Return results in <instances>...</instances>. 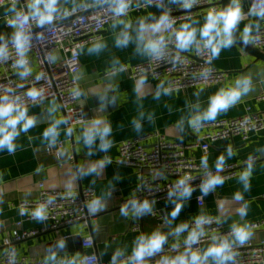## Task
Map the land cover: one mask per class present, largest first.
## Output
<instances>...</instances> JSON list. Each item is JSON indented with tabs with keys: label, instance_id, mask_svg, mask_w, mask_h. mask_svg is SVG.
I'll list each match as a JSON object with an SVG mask.
<instances>
[{
	"label": "crops",
	"instance_id": "obj_1",
	"mask_svg": "<svg viewBox=\"0 0 264 264\" xmlns=\"http://www.w3.org/2000/svg\"><path fill=\"white\" fill-rule=\"evenodd\" d=\"M115 1L52 0L41 4L39 0H20L3 5L0 7V45L9 40L12 34L10 29L3 26L6 16H16L21 11L29 16L48 14L45 5L54 3V11L50 15L65 20L68 11L82 5L95 7ZM176 1L164 0V3L170 7ZM212 1V5L217 4L221 9L220 0ZM230 1V5L238 4L241 12L247 7L246 0ZM207 16L206 9H199L192 17L178 24V34L193 33L188 43L182 46L185 54L192 55L199 44L207 39L201 36ZM162 20L161 7L149 6L139 13H129L110 22L96 40L81 48L80 68L76 74L80 90L77 102L81 100L83 103L82 107L78 106L83 117L81 124L68 126L56 100H46L11 114L15 116L24 111L25 119L31 118L33 123L26 130H21L24 120L16 124L17 135L12 139V151L7 146H0V246L3 238L14 230L19 220L17 204L37 199L39 184L48 190L90 188L94 190L98 203L89 213L87 226L75 224L57 232H40L16 244V253L26 258L52 259L85 255L88 250L83 249L81 244H70L63 252H59L54 244L58 240L80 236L82 239L91 237L98 258L108 262L113 257L132 254L137 238L141 236L147 239L158 232L165 237L161 245L177 244L186 238L188 224L204 217L218 219L226 230L243 227L247 232L246 239L262 243L259 233L264 231V226L258 231L247 230L251 224L264 221L262 132L250 135L246 141L233 137L217 142L206 156H202L198 150H192L189 155L201 162L206 158L203 163L209 169H216L219 158L223 157L219 168L236 164L235 173L217 183L204 196L201 207L195 201L196 191L186 196L175 195L156 205L149 204L148 209H142L140 231L132 232L129 229L130 220L136 215H125L121 211L120 202L130 196L137 178L132 169L116 163L121 142L147 137L144 144L149 148L154 143V135H160L168 141L189 144L197 138L192 132L194 125L237 118L245 113L247 107L251 113L259 115L264 105V102L257 100L264 94V60L244 52L232 38L226 48L220 47L217 55L211 52L213 66L224 74L221 82L166 91L162 80H154L147 75L131 77L123 68L141 64L149 58L152 50L150 40L162 33ZM261 25L262 19L252 15L240 18L234 27L241 40L250 46V34ZM245 28L248 29L247 37ZM55 58L59 60L61 53L56 52ZM233 87L246 90L242 91L235 103L219 110L214 119H203L210 98L221 90ZM92 98L96 99V105L89 107L86 101ZM58 142H62L64 148L60 161L53 154ZM47 148L52 151L48 152ZM69 156L73 157L71 163L67 162ZM251 158L256 160L244 163ZM177 204L180 209L173 216ZM155 210L163 213L164 226H156L150 216ZM41 228L39 220L24 221L20 227L23 231H39ZM220 243L204 244L199 254V264H219L220 259L204 253ZM143 264L154 262L143 261Z\"/></svg>",
	"mask_w": 264,
	"mask_h": 264
},
{
	"label": "built area",
	"instance_id": "obj_2",
	"mask_svg": "<svg viewBox=\"0 0 264 264\" xmlns=\"http://www.w3.org/2000/svg\"><path fill=\"white\" fill-rule=\"evenodd\" d=\"M20 0H0V7L13 4ZM52 0H39L41 4ZM212 2V3H211ZM247 7L241 12V18L252 15L262 19V25L249 36V45L256 51L264 53V0H246ZM212 0H177L172 6L165 5L164 0H121L113 4L97 6L82 5L66 13L67 19L57 16L42 19L47 13L34 16L21 11L16 16H6L3 26L10 29L11 38L0 45V105L11 103L10 115L31 105L40 104L46 100L59 102L68 126L81 124L83 117L76 107L80 90L76 74L80 68L81 48L98 38L99 34L112 21L129 13H139L147 7L159 5L163 14V31L151 38L150 45L156 47L150 52L149 58L141 63L123 68L131 77L143 75L154 80H162L166 91L209 85L223 81L224 74L215 69L212 64L211 47L203 40L192 55L185 54L179 43L178 24L192 17L199 9H206L215 14L221 11ZM123 5V7H121ZM60 52L61 58H55ZM34 91L35 95L29 93ZM264 102V94L257 98ZM4 117H0V127H3ZM197 135L194 142L185 144L172 142L160 135H154V143L145 147L147 137L134 138L120 143L116 163L132 169L137 181L132 187L130 196L120 202L125 215L134 213L129 229L139 232L141 229L142 209L137 206L147 201L156 205L163 199L183 194L185 188L196 191L195 201L198 207L203 205V198L217 184L204 185L213 177L221 181L232 176L236 164L221 168L209 169L201 160L189 155L192 150H198L206 156L217 142L238 137L246 141L250 135L264 133V105L261 114H253L250 108L245 109L242 116L233 119L219 120L208 124H197L192 128ZM48 152L51 148L46 149ZM64 150L63 143L55 145L53 154L60 161ZM72 156L67 158L71 163ZM251 158L244 163L255 161ZM182 181V183H181ZM135 202V203H133ZM98 203L93 189H77L73 191L48 190L42 184L38 186V197L32 201L19 202L16 206L19 220L14 230L6 235L0 246V264H118L132 262V254L113 257L108 262H102L94 250L91 237L82 239L81 246L88 253L80 257H55L52 259H32L19 256L15 245L40 232L59 231L60 229L82 224L87 226L90 211ZM43 206L42 218L34 215L35 210ZM150 216L156 226L165 225V217L158 210ZM39 220L42 228L32 231L20 229L22 222ZM264 226V221L255 222L248 231H258ZM235 229L226 230L218 219L204 217L192 220L187 227L186 238L177 244L161 245L142 260L154 264H169L181 252L195 253L199 256L201 247L207 243L227 242L228 258L220 260L219 264H264V245L249 239L242 243L235 238ZM195 234V239L189 236ZM198 263L200 261L198 260Z\"/></svg>",
	"mask_w": 264,
	"mask_h": 264
},
{
	"label": "clouds",
	"instance_id": "obj_3",
	"mask_svg": "<svg viewBox=\"0 0 264 264\" xmlns=\"http://www.w3.org/2000/svg\"><path fill=\"white\" fill-rule=\"evenodd\" d=\"M35 7V5H33ZM45 7L48 9V14H46L42 19H50V12L54 11V3H49L45 5ZM123 7V5L121 6ZM261 11L264 12V8H261ZM241 18V10L238 4L233 3L230 5L227 9L221 10L219 12H216L215 14L209 13L207 16V23L204 25V27L201 30V36L206 37V44L211 47V52L215 56L219 53L220 47H227L231 43V35L230 30L238 23V21ZM219 25V26H217ZM184 28H187V25L183 26ZM248 29H244L245 37H247ZM192 32H180L178 34L179 43L181 45H186L190 38L192 37ZM153 49H155L156 45H151ZM240 82L238 81L237 84ZM246 84V81L244 82ZM246 88H240V87H233L229 88L227 90H221L219 93L214 95L210 98V104L207 110L203 113L202 118L203 119H214L217 115V112L219 110L226 109L230 104L235 103L236 100L241 95L242 91H245ZM30 95H35V92L32 91L29 93ZM13 108V105L11 103L0 105V117H4V124L3 127H0V132L3 133L2 136H0V146H7L9 151H12L14 148V145L12 143V139L15 135H17L16 132V124L24 120V123L21 125V130H26L32 123L31 118L25 119V113L24 111L18 112L17 115L12 116L9 113L11 112ZM9 126H11L9 130ZM47 135V133H45ZM223 160V157L219 158L217 162V168L220 167V164ZM202 162H206L203 160ZM221 178L220 177H213L210 179L205 185H204V191H207L208 185L220 183ZM182 183V181H181ZM191 189L185 188L183 195H188L190 193ZM237 198H239L237 196ZM135 203V202H133ZM149 204L147 201L143 202L142 204L137 206V211L140 209H148ZM180 209V205L177 204L176 208L173 210L172 215L175 216L177 212ZM44 207L40 206L38 207L34 215L37 218H42L44 214ZM121 211L123 212L124 209L122 208ZM179 230V229H177ZM235 239L239 242H243L247 237V232L243 227H237L235 230ZM165 237L163 234L160 233H154L147 239L143 236L137 238L136 246L132 250V258L134 260V264H143L142 258L145 255H150L154 250H158L161 247L162 242L164 241ZM190 240L195 239V234H192L189 236ZM228 243L223 242L217 245H213L212 247L208 248L207 251L204 253V255H212L220 260H224L228 258ZM191 259L193 261L197 260V255L195 253L192 254ZM177 260L180 261V264H184V257H178ZM169 264H176V261H170Z\"/></svg>",
	"mask_w": 264,
	"mask_h": 264
},
{
	"label": "water",
	"instance_id": "obj_4",
	"mask_svg": "<svg viewBox=\"0 0 264 264\" xmlns=\"http://www.w3.org/2000/svg\"><path fill=\"white\" fill-rule=\"evenodd\" d=\"M121 0H117L115 2H118ZM115 2H111L109 4H113ZM230 0H220V6H221V10L227 9L230 6ZM230 35L232 40L235 42V44H237V46H239V48H241L244 52H247L249 55L253 56L256 59H260V60H264V53H261L259 51L254 50L253 48H251L250 46L246 45L240 38V36L238 35V33L235 30V27H233L230 30ZM8 41V40H7ZM86 104L89 105V107L95 106L96 105V99L92 98L86 101ZM83 103L81 102V100L79 102H77L76 107H82ZM260 236V240L263 243L264 242V231L259 233ZM82 241V238H80V236H74L72 238H66L65 240H58L56 242H54L55 246H57V249H59V252H63L64 248H67L70 246V244L73 245H80ZM53 245V244H52ZM184 257V264H199L198 260H199V256L197 255V260L193 261L191 259L192 254L190 252H181L179 254L176 255V264H180V261L177 260L178 257Z\"/></svg>",
	"mask_w": 264,
	"mask_h": 264
}]
</instances>
